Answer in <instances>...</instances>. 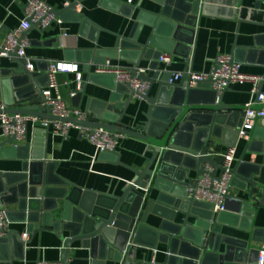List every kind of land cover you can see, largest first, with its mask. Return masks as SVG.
<instances>
[{"label":"water","instance_id":"95a60500","mask_svg":"<svg viewBox=\"0 0 264 264\" xmlns=\"http://www.w3.org/2000/svg\"><path fill=\"white\" fill-rule=\"evenodd\" d=\"M84 1L68 0L63 9H55V12L62 21L79 23L80 35L96 42L99 31L107 29L79 11L77 7ZM151 1L161 8L153 11L141 8L135 19L134 35L115 34L114 48L85 47L66 51L67 59L84 64L88 82L107 87L111 95L104 101L89 98L91 114L85 122L74 116L61 118L145 141L151 153L145 156L146 164L139 169L122 162L117 150L102 152L101 156L131 169L134 177L119 193L85 190L53 173L56 163L48 162L45 154L35 152L32 156L29 144L7 146L17 139H0V158L23 161V169L18 173L0 172V208L8 207L9 219L24 224L22 230L8 229L0 238V264H14L15 247L25 246L40 232H51L59 237L64 245L65 264L69 263L77 242L81 249L90 252L89 257L83 258L92 260L91 264L108 258L121 264H149L146 258L136 260L137 247L157 250L160 244L166 250L161 264H258L260 249L252 240L256 239L258 231L264 230L252 228V222L264 210V183L257 180L262 166L243 158L248 152L263 154L264 127L255 125L248 132L245 152L230 169L231 186L245 198L237 197L236 206L214 212L211 204L193 197L197 178L206 172L207 166L213 167V179H220L225 172L224 158L214 156L213 151L220 145L237 144L246 106L224 104L226 91L218 99L219 94L211 88L210 80L190 87L187 76L179 83H170L172 73L158 71L162 54L188 56L187 52L195 43L198 20L205 13L206 2L212 0ZM218 1L241 7L243 0ZM253 1L259 4L264 0ZM98 5L129 17L135 9L120 0H99ZM145 26L150 32L146 41H140L139 35ZM31 27L38 26L32 24ZM241 48L237 44L234 47L233 56L238 62L243 60L240 56L243 50L247 53L257 50L264 55V35L255 45ZM10 57L12 66H0V102L6 105L5 111L58 119L50 108L43 106L42 91L50 85L49 67L32 71L17 52ZM144 58L150 60L148 73L139 70ZM110 59L130 60L134 64L133 75L151 84L150 91L143 97L148 102L143 112L145 118L134 127L124 121V117H132L127 108L136 91L129 84L118 83L112 74L97 72V68ZM87 81L75 87L69 84L68 93L71 97L74 95L76 101L86 96ZM156 83V92L152 94ZM126 94L128 97L123 100ZM231 133L233 138L225 141ZM193 171L194 178L190 176ZM150 215L161 219L155 227L147 223ZM224 226L250 233L252 237L245 239L226 234ZM25 232L29 238L23 237ZM124 250L128 251L126 256Z\"/></svg>","mask_w":264,"mask_h":264},{"label":"crops","instance_id":"0c3cea01","mask_svg":"<svg viewBox=\"0 0 264 264\" xmlns=\"http://www.w3.org/2000/svg\"><path fill=\"white\" fill-rule=\"evenodd\" d=\"M28 0H0V43H2L7 34L11 30H15L21 21L25 18L24 6ZM54 9L61 10L68 0H44ZM76 1V0H71ZM119 1V0H118ZM134 6L131 17L124 15L120 11H114L106 7H99V0H85L77 8L83 14L85 13L98 25L103 26L107 30L99 31L97 41L92 42L87 36L80 35L81 25L74 21H52L48 28L42 30L34 27L27 32V39L30 46L26 49L27 58L34 64L33 70L45 69L52 62H64L78 65V72L81 73L82 81H87V73L84 72V64L74 59L66 58V51L71 48L99 47L114 48L116 44V35L131 36L137 30L135 24L137 14L141 8L153 11L160 9L151 0H120ZM111 5V4H110ZM206 10L203 16L198 20L196 28L195 43L191 45L187 52L188 56L184 57L180 54H169L170 61H159L158 71H170L172 73L184 72L188 68H192L195 72L208 73L219 54H232L235 45L243 46L255 45L260 40V36L264 35V1L255 3L253 0H243L241 7H236L232 3H222L218 0L206 2ZM203 9V8H202ZM202 13V11H201ZM150 32L149 27L145 26L139 35L140 41H146ZM186 46V45H185ZM183 49V47L181 46ZM179 49L182 51V49ZM185 52L186 49L184 48ZM240 56L243 58L241 70L247 73L264 75V55L257 50L247 53L246 50L241 51ZM12 58L10 56L0 57V66H12ZM115 65H123L134 68V64L128 59H110ZM150 60L144 58L139 70L144 69L149 72ZM32 70V71H33ZM76 73L73 71L58 72L56 75L59 83V92L67 103L74 107L89 111V98L95 100H108L110 90L107 87L87 81L86 96L81 101H76L75 97L69 95V84L73 87L78 83ZM178 80L177 83L181 82ZM157 83L151 89V93L155 94ZM198 86H201L200 84ZM251 82L243 81L231 84L223 94V103L237 106H244L252 99ZM264 90V81L262 83ZM128 95L123 97L126 100ZM94 101V100H93ZM92 101V104H93ZM77 102V103H76ZM95 106H98L95 103ZM90 107V106H89ZM148 102L140 97L134 96L133 101L127 108L128 113L132 117L125 116L124 121L134 127L140 120L144 119L143 112L146 111ZM259 107V106H257ZM90 112V111H89ZM91 113V112H90ZM259 127H264V122H257ZM27 140L12 142L7 146H18L29 144L31 155L45 154L48 162L56 163L53 167V173L62 179L75 183L85 190L116 192L119 193L125 185L134 177V173L126 166L116 164L108 158L101 156L98 148L87 138L80 134L78 130L71 129L67 138L51 134L40 125H30L28 129ZM7 138L0 128V139ZM233 138L231 133L225 138L229 141ZM247 138H239L236 144L235 163L244 154L248 145ZM222 142V140H217ZM228 147L220 145L215 152H223ZM145 141L135 137L124 135L117 144V152L120 154V160L126 164L141 169L146 164L145 156L151 155ZM214 156H216L214 154ZM245 161L259 164L262 166V173L257 178L264 183V152L263 154L246 153ZM23 161L20 158H0V172L18 173L23 169ZM190 176L195 177V172H191ZM237 197L245 195L237 188L230 186L228 207L236 206ZM15 217V215H14ZM13 218V217H12ZM16 218V217H15ZM11 220L10 229H23L24 224L18 223L16 219ZM160 218L150 215L147 223L155 227ZM252 228L264 230V210L260 212L255 221L252 222ZM226 234H235L245 239H251L252 234L241 231L236 228L223 229ZM256 239L252 240V244L258 249H264V231H258ZM32 239V237L30 238ZM64 245L58 236L51 232H40L36 237L25 246L18 244L14 249V264H38L39 260L56 261L63 260L62 249ZM136 260L142 261L146 258L149 264H161L165 258V246L160 244L157 250L138 246L136 249ZM71 259L69 264H91L92 260L84 259L89 257V251L80 248L77 242L71 251ZM99 264H121L115 259L108 258L106 261L99 260Z\"/></svg>","mask_w":264,"mask_h":264},{"label":"built area","instance_id":"2783aa9c","mask_svg":"<svg viewBox=\"0 0 264 264\" xmlns=\"http://www.w3.org/2000/svg\"><path fill=\"white\" fill-rule=\"evenodd\" d=\"M25 18L20 25L11 30L6 39L0 43V57L10 56L17 52V56L24 58L27 67L33 70L34 64L30 62L26 55V49L31 45L27 39L26 32L31 29L32 24H36L38 28L45 30L52 21H62L55 12V9L44 0H28L24 6ZM160 61L169 62V54L164 53L160 57ZM242 63L235 60L232 54H219L216 63L208 73L195 72L192 68H188L184 72L173 73L170 83L177 82L184 76L188 77L189 86L195 87L199 84L211 81V88L218 92V99L226 91V89L234 83L248 81L251 82L252 99L246 106V115L243 127L240 129L239 138L248 137V132L254 128L257 122H264V90L262 83L264 75L247 73L241 70ZM69 71L77 72L76 78L78 86L82 82L81 73L78 72V65L64 62H52L49 66L50 85L43 88L42 94L45 97L43 106L50 108L58 119H47L39 115H31L24 113L10 114L6 112V105L0 102V128L3 134L8 137H15L18 141L27 140L29 126L40 125L51 134L67 138L71 129L78 130L81 135L89 139L99 150V152L114 151L120 138L125 134H116L107 129L100 127H92L82 125L74 121H65L74 116L79 121L85 122L90 118V112L74 107L67 103L66 99L60 95L59 83L56 75L58 72L68 73ZM140 71H145L144 69ZM98 73H108L114 75L118 83L129 84L136 91L137 96L144 97L148 94L151 84L147 80H142L139 76L133 75V68L127 66H119L108 60L106 64L97 68ZM259 106V107H257ZM213 154L224 158L225 172L220 179H213L211 172L212 166H207L206 172L201 174L197 179L198 186L193 193V197L198 200L207 202L212 205L214 212L224 211L228 207L229 188L231 186L232 175L230 169L235 164L236 145L228 146L223 152H215ZM8 207L0 208V238L6 234L10 226L11 220L8 217ZM23 237L29 238L27 232L22 234ZM131 245V242L128 244ZM124 254L128 253L124 250ZM38 264H65L63 260L47 261L39 260ZM69 264V263H68ZM258 264H264V249L260 250Z\"/></svg>","mask_w":264,"mask_h":264}]
</instances>
